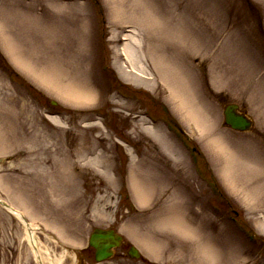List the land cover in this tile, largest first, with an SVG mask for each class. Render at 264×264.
<instances>
[{
    "label": "rangeland",
    "instance_id": "rangeland-1",
    "mask_svg": "<svg viewBox=\"0 0 264 264\" xmlns=\"http://www.w3.org/2000/svg\"><path fill=\"white\" fill-rule=\"evenodd\" d=\"M24 1L35 3L44 38L31 35V26L21 27L26 21L20 16L19 0H0V21L10 26L16 40L29 37L26 42L36 39L41 43L49 57L46 70L58 63L53 73L61 76V82L47 87L35 79L10 57L0 38V134L4 135L0 140V197L37 227L44 264H52L64 252L63 264L75 260L77 264H264V206L251 205L241 190L234 192L208 138L193 120L179 114L170 92L157 81L159 76L152 77L149 57L158 43L166 44L163 53L184 62L182 76L178 71L184 78V91L190 90L207 112L212 120L209 126L238 154L257 156L264 169V0ZM126 42L132 44L137 69L124 56ZM78 64L82 83L89 79L94 83L96 103L72 101L58 92L62 82H79L70 73ZM100 86L108 90L101 91ZM231 103L253 116L251 130L237 131L225 124L224 109ZM74 123L93 127L86 134L88 144L96 147L94 137H101L97 152L103 159L111 157L114 164L109 175L97 176L109 192L111 205L102 216L93 208L91 193L81 200L82 210L77 206L76 197L88 185L84 177L68 189L75 203H67L69 199L59 202L54 194L46 196L53 185L35 184L50 177L43 173L24 176L26 172L18 170L21 161L13 155L18 143H29L43 156L50 155L49 147L75 149L71 137L80 131L72 129ZM149 127L158 137L162 134L169 139V146L149 133ZM8 133L12 138L7 139ZM135 167L141 171L153 167L159 181H166L169 190L163 205L154 200L156 191L150 194L152 185L145 179L150 197L145 203L134 199L130 184ZM169 194L171 199L166 202ZM157 208H161L159 215L172 211L182 216L195 232L183 235L171 225L159 228V217L153 213ZM135 221L140 222L134 230L139 229L143 238L154 228L160 231L155 241L158 252L128 231L126 225ZM107 228L121 234L123 242L112 257L97 261L91 234ZM203 242L216 249L211 261L196 254L202 252ZM133 245L142 253L139 257L130 256ZM0 264H38L25 239L24 224L2 205Z\"/></svg>",
    "mask_w": 264,
    "mask_h": 264
},
{
    "label": "bare ground",
    "instance_id": "bare-ground-1",
    "mask_svg": "<svg viewBox=\"0 0 264 264\" xmlns=\"http://www.w3.org/2000/svg\"><path fill=\"white\" fill-rule=\"evenodd\" d=\"M17 6L22 9V12L20 16H22L23 20L26 21V24L18 25L21 27H26L27 29L29 26H31L30 34L34 35L35 38H44L45 31L43 32V24L40 19V15L35 10V3L34 2H26L24 0H19ZM34 1V0H32ZM12 9L14 8V5H11ZM18 10V9H16ZM15 10V11H16ZM19 11V10H18ZM20 12V11H19ZM36 24V25H35ZM17 27V26H16ZM24 28L25 31L27 29ZM0 34H1V41H3V46L5 47V50L9 52L10 57L17 62L20 66H22L23 69L27 70V72L34 76L35 79L39 78L42 83L47 85V87H55L61 78V76L58 73H53V68L58 66L56 65L52 66L50 70H46L48 66H45V63H49V57L46 56L48 53H45V49L42 47L41 43H39L36 39L35 41H29L26 42V40L30 39L29 37L27 39H22L20 41L16 40L14 37L13 32L11 31L10 26L7 27V24L0 21ZM34 38V37H33ZM90 44V42H89ZM161 43H158L154 49L150 50L151 54H149L150 61L153 63L151 65L152 71L150 72L152 77L158 78L157 80L159 83L163 84L166 89L170 92L169 98L173 101L175 104L176 109L179 110V114L184 113L185 116L189 117V119L194 121L197 125V127L200 129L201 133L205 135L206 138H208L209 143L211 147L213 148V151L216 154V158L218 159V162L220 164V168L223 171L225 178L229 180L230 186H232V189L236 193L240 190L244 193V197L246 200H251V205H254L255 207H262L264 206V169H260L261 161L260 159L255 155H249V154H238L234 150H232L231 146L225 142L223 137H221L218 133H215L210 127V121H212L209 118V115L207 112H205L202 109V106L200 105L199 101L197 102L192 94V92L189 90L187 92L184 91V78L183 80L178 75V71H180L181 76L182 72H184V62L178 61L176 59H173V57L166 55L163 53L162 48L166 47V44L161 45ZM86 47V45H85ZM90 50H91V44H90ZM156 50V51H155ZM86 51V49H85ZM124 56L129 64L133 69L136 68V61L133 56V47L132 44L129 42L125 43L124 48ZM45 53V54H44ZM81 55V54H80ZM30 57V58H29ZM173 59V60H172ZM48 60V61H47ZM140 67V66H139ZM49 69V68H48ZM78 69H81V65L78 64V66L75 67L74 73L70 70L71 76L74 78V76L79 80V82L76 83H70V82H62L63 85L58 89L59 93L63 94L64 98H67L69 100H90L95 103L97 102L96 93L91 89V87H94V83L92 80H87V84L82 83L81 75H79ZM137 69V68H136ZM143 69V68H142ZM144 70V69H143ZM58 72V71H57ZM83 75V74H82ZM156 75V76H155ZM155 80V79H154ZM156 81V80H155ZM92 85H91V84ZM84 86L86 88H84ZM214 86H216L214 84ZM89 87V88H87ZM62 91V92H61ZM196 97V96H195ZM194 99V100H193ZM189 122V121H188ZM30 128V127H29ZM72 129H77L79 134H77V137H74V135L71 137V142H74L77 144V147L75 149H64L62 146L59 148H53L49 147L47 150L50 155L49 156H43L42 154L39 155V152L35 147L32 145H29V143L21 145L18 143V140H15L18 145H16L13 149L14 151V158L16 160L21 161L20 166L18 167V170L25 171L26 174L24 176H33L37 177L40 176L41 173L43 175H46L47 177H50L47 181H43L42 179H39L36 181V185H42V184H51L54 186L53 191L46 193V196H51L54 194V197L57 198V201L59 202H65L67 203L77 202V206L82 210L81 206V200L87 197L88 193H91L94 195L93 199V208L100 213V215H105L109 208L111 207L108 196L109 192L105 190V185L102 182L101 179H98L99 174L109 175V172H111L114 169V164L112 162L111 157L104 156L105 159L102 158L100 154H98L97 149L101 148V144L99 143V140H101V137H94V140L98 142L95 146H91L88 144L87 141V132L93 130V127L90 125L86 126H80L78 123L73 124ZM149 130L148 132H152L155 138H161L160 141L166 146H169V139L164 138L162 134L158 135L153 130V128H147ZM29 133V129L27 125H24L23 127V133L27 134ZM0 133H3L0 128ZM7 139L8 136L12 138L11 133L6 134ZM14 136V135H13ZM4 135L0 134V140L3 141ZM26 139V137H25ZM31 139V138H28ZM30 141V140H29ZM58 155L55 160L52 159L55 158L54 155ZM25 155V156H22ZM52 159V161H50ZM51 162V163H50ZM26 167H35L36 169L33 171H30L28 169H23ZM262 167V166H261ZM81 170L79 173H76V169ZM88 169V171H86ZM147 172V174H145ZM155 172V169H150L148 171H144V169L139 170L137 167L133 169L132 178H131V188H132V195L134 194V199L139 200L140 203H145L147 200L149 189L147 188V185L144 182V179L147 180L151 188V195L156 191L154 200L163 205L165 203V192H167L168 185L166 181L161 180L159 181V175H157L158 172ZM89 175V177H86L85 175ZM157 175V176H156ZM81 177H84L85 182L88 184L86 187V191L83 194H79L75 201L73 196L70 197V191L68 189L73 188L77 183L79 182ZM30 180V179H28ZM109 181L111 183H116V179L110 178ZM159 181V182H157ZM156 182V183H155ZM243 188H246L244 191ZM73 190V189H72ZM69 194V195H68ZM167 194V193H166ZM173 194V193H171ZM171 194H169L166 198V202L171 199ZM68 196L69 198H67ZM84 201V200H83ZM160 205V206H161ZM10 208V207H6ZM11 209V213L16 215L22 224L25 226V239L28 241L30 247L35 253L36 259L38 261V264H44L43 258L44 254L42 253V250L40 248L39 239L36 233V226L28 221L25 215H22L21 210H19L18 207L13 206ZM87 211V209H86ZM161 211V208H157L155 211H153L154 214H156L159 218L157 220L156 218V224L159 228H167L170 227V225L176 229L177 231H181L183 235H187L189 233H192V231L195 232V229L193 226H190L189 224L185 225L183 222V217L180 215H173L172 211L167 212L165 216L159 215ZM174 212V211H173ZM28 215L31 217L33 214L30 211H26ZM24 214V212H23ZM68 215L70 213L68 212ZM83 215H88L85 212H83ZM98 215V214H97ZM96 215V216H97ZM85 216H83L85 218ZM99 216V215H98ZM35 218V217H32ZM65 218V217H61ZM69 220H72V215H70ZM172 220V223H171ZM163 222V224L159 225L157 222ZM66 222V221H65ZM72 222V221H71ZM134 224H127V229L129 232L130 229L135 232V226H138L140 221H135ZM180 222V223H179ZM67 224V222H66ZM146 228V230L149 229ZM108 229V228H107ZM101 229L100 232L98 231V234L103 235L108 230ZM158 229L154 228L152 231L153 233H149L150 235L143 238L140 233V230L137 229L135 232V236L138 238L139 241L143 242L145 246L149 247L152 251H154L155 248H157L156 239H158L157 235L160 231H156ZM164 230V229H163ZM166 230V229H165ZM262 230L264 232V222L262 224ZM161 232L162 229H161ZM189 232V233H188ZM121 235V234H120ZM143 238V240H141ZM156 241V242H155ZM112 244L111 246L107 243L104 244L103 248L110 247L107 250L101 251L102 257L104 260L109 259V254H113V245L116 244L113 240L110 241ZM136 247V246H135ZM199 251L202 250V252H197L196 254L199 256L202 255V260H208L211 261L213 259V256L215 257L216 249L209 243H204L203 245L199 247ZM157 249H155L156 252ZM194 250V249H193ZM158 252V250H157ZM41 253V254H40ZM66 253H68L66 251ZM65 252L62 257L56 258L52 260V264H63ZM75 259V257H73ZM218 258V257H217ZM259 261L261 259H258ZM217 261H219L217 259ZM219 262H217L218 264ZM236 263V261H235ZM73 264H77L76 260Z\"/></svg>",
    "mask_w": 264,
    "mask_h": 264
},
{
    "label": "water",
    "instance_id": "water-1",
    "mask_svg": "<svg viewBox=\"0 0 264 264\" xmlns=\"http://www.w3.org/2000/svg\"><path fill=\"white\" fill-rule=\"evenodd\" d=\"M236 108H237L236 104L228 105V107L226 108L225 113H226L227 123H229L231 126L238 128V129L249 128L251 126V120L243 114L236 113V111H235ZM0 202L6 207H10V205L6 201H3L0 199ZM100 230L101 229L95 230L92 233L91 239H90L91 244L93 246H95L97 249V252H96V259L97 260L103 259L101 251L107 250L108 248H110V247L103 248L105 243L106 244L108 243L111 246L112 244L110 243V241L113 240V237H114V241L117 244L120 241V236L116 235L113 230H108L107 232L104 231L105 233L103 235L98 234V231L100 232ZM131 252L133 254L134 253L138 254L134 247H132ZM109 256H110V254H109Z\"/></svg>",
    "mask_w": 264,
    "mask_h": 264
}]
</instances>
